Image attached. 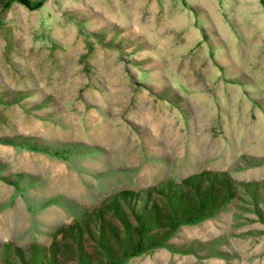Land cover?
Masks as SVG:
<instances>
[{
	"label": "rangeland",
	"instance_id": "1",
	"mask_svg": "<svg viewBox=\"0 0 264 264\" xmlns=\"http://www.w3.org/2000/svg\"><path fill=\"white\" fill-rule=\"evenodd\" d=\"M0 264H264V0H0Z\"/></svg>",
	"mask_w": 264,
	"mask_h": 264
}]
</instances>
